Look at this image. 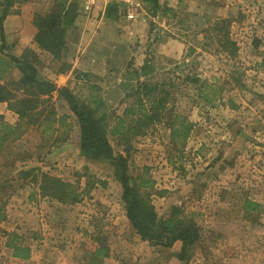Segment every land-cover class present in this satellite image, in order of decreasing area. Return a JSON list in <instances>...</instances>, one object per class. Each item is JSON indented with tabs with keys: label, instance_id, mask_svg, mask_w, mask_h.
<instances>
[{
	"label": "rangeland",
	"instance_id": "1",
	"mask_svg": "<svg viewBox=\"0 0 264 264\" xmlns=\"http://www.w3.org/2000/svg\"><path fill=\"white\" fill-rule=\"evenodd\" d=\"M60 1L73 0H27L13 6L24 21L25 37L36 31L34 14L46 15ZM159 3L156 15L144 8L132 22L84 16L77 9L75 24L86 30L80 48L73 46V59L84 66L93 54L99 60L95 70L75 72L77 81L69 88L80 101L103 97L108 127L116 117H124L128 131L112 138L111 145L115 154L127 156L134 182L147 181L140 192L149 196L158 217L166 218L173 206H181L199 225L202 241L191 250L188 264H264V73L257 67L264 58V0ZM223 20L237 46L234 58L217 43L216 27ZM9 24L10 31L16 28ZM15 34L9 38L12 46L17 44ZM100 36L107 48L99 52ZM113 50L117 68L107 58L106 51ZM145 62L152 67L147 74L140 70ZM231 74L241 85L232 82ZM13 77L18 79L17 70ZM202 82L223 88L222 100L214 107L203 106L198 98ZM107 93H120L119 102H112ZM160 96L166 98L164 109L150 124L142 117ZM51 103L57 102L52 98ZM127 109L136 110V115L124 114ZM182 120L191 130L184 147L175 148L169 142L170 124L176 121L178 126ZM40 143L31 129L18 146L35 152ZM47 151L52 153V148H42L39 158L13 170L0 164V208L6 217L0 221V264H87L96 247L94 238L104 239L113 249L104 260L108 264H183L176 258L180 243L171 249L152 247L129 228L109 161L84 166L71 153L68 161H54L57 157L45 155ZM170 155L175 167L167 163ZM32 169L73 184L79 193L88 192L75 205L58 204L40 195L31 176L19 173ZM246 199L261 205L256 218L243 214ZM10 233L29 247L30 261L11 258L5 246Z\"/></svg>",
	"mask_w": 264,
	"mask_h": 264
},
{
	"label": "trees",
	"instance_id": "2",
	"mask_svg": "<svg viewBox=\"0 0 264 264\" xmlns=\"http://www.w3.org/2000/svg\"><path fill=\"white\" fill-rule=\"evenodd\" d=\"M27 0H3L0 2V103H6L7 109L14 113L18 122L10 125L0 117V164L4 168L16 169L19 165L30 161L33 157L39 158L42 148L56 147L68 140L71 123L66 115L58 116L52 102L54 92L63 98L67 103L70 112L76 119L79 127V149L80 155L93 161L107 160L113 167L114 179L121 188V200L123 202L125 217L142 242L148 243L152 247L171 249L176 242H180V250L176 255L179 262L188 264L191 250L202 241V232L192 215H186L181 206H173L170 214L166 218H159L155 207L149 200L147 194H141V187L147 181L140 179L136 184L128 172V159L126 155L115 154L114 149L108 139V135H119L123 129L124 120L120 117L116 119V125L111 130L108 129V117L102 112L104 100L94 97L93 102L88 103L77 99L70 88H57L54 84L39 79L38 71L35 67L36 55L31 50H26L24 54L17 58L12 55H4L5 44L2 23L6 17L13 12V6L17 2ZM160 0H143L144 8L156 15L160 10ZM67 4V5H66ZM77 5L75 1L70 3L58 2L56 9L46 15L34 14L32 24L36 29L33 41L40 51L48 53L54 61L61 60V54L65 46L66 32L74 25L76 20ZM106 17H118L113 9L106 12ZM228 22L223 20L218 30L217 43H220L221 50L229 58H234L237 53L235 42L229 39ZM223 39V40H222ZM257 67L264 73V58L257 63ZM68 67L61 63L59 72L63 73ZM151 65L145 62L141 67V72L147 74L151 71ZM17 70L19 77H13ZM14 78V79H13ZM233 83L240 84L239 79L230 76ZM144 90L147 86L141 85ZM150 91V89L148 90ZM223 88L216 83L202 82L200 85L198 98L203 106L214 107L222 100ZM166 98L160 96L151 101V111L142 118L148 123L155 122L159 117V110H163ZM101 111V112H100ZM124 114L136 115V110L127 109ZM146 114V113H144ZM138 117L137 121L140 122ZM147 122V121H146ZM133 128V127H132ZM31 129L40 134V145L35 148V152L19 149L18 142ZM190 125L183 124L176 126V121L170 124V144L172 147H184L185 141L190 133ZM126 152V151H125ZM47 151L45 155L49 154ZM127 153V152H126ZM36 155V156H35ZM173 158L172 155L169 156ZM22 177L31 176V182L37 185L40 195L49 197L61 205H75L80 202L81 195L88 192L82 189L81 193L77 187L69 182H65L48 173L39 172L37 169L29 171H19ZM86 185L91 177H87ZM104 184V183H101ZM258 203L246 199L242 206L243 214L256 218L260 212ZM6 219L2 208H0V221ZM98 244L92 254L89 264H104L103 259L108 257L109 248L105 246L104 239L94 238ZM6 248L11 252V257L18 260H28L31 251L24 246L15 233H10L5 243Z\"/></svg>",
	"mask_w": 264,
	"mask_h": 264
},
{
	"label": "crops",
	"instance_id": "3",
	"mask_svg": "<svg viewBox=\"0 0 264 264\" xmlns=\"http://www.w3.org/2000/svg\"><path fill=\"white\" fill-rule=\"evenodd\" d=\"M81 18H84V17H80V19ZM9 23L15 24L16 28L12 29V31H10L9 27L11 26V24H9ZM2 26H3L4 39H5L3 54L4 55L8 54V55H12V56H15L17 58H20L26 50H31L36 55V58H37V61L35 63V67L38 71L39 79L46 80V81L54 84L57 88L67 87V86L69 87V85L75 83L77 80H75L74 76L72 77V75L75 74V72H85V70L89 71V68L92 70L93 69L95 70V68H96V67H94V65L96 64L95 62H97L99 60L98 55L93 54V56L94 57L97 56V58L96 59H94V57H93V59L90 58L89 64H86L85 66L82 64L78 65V63L75 62L73 59L74 53L76 52L74 50L73 46H74V44H76V48L77 49L80 48L78 46H80V41H82L84 39L86 26H79V23H76V24L74 23V25L66 32L65 46H64V49L62 51L60 61H54L48 53L40 51L38 49V47L36 46V44L33 41L34 35L36 33L35 30L34 31H33V29H32V31L30 30V32H28L29 33L28 36L25 37L24 33L26 31V28H25L24 21L23 22L19 21L18 16L14 13V11L6 17V19L2 23ZM8 28H9V30H8ZM14 32H16L15 35H16L17 44L12 46L9 43V38H10V36L13 35ZM99 39H100V42H99L100 47L98 48V50L100 52V51H104L107 48V45H106V43L103 44V42H102L103 37L102 36H100ZM92 43L95 44V42H92ZM0 45H1V40H0ZM106 52H107V58H111L113 63H114V66L116 67L117 63H118V59H119L117 54H116L117 51L113 50V51H106ZM45 60L47 63L45 62ZM60 62L66 64V66L68 67L63 73L59 72V69L61 66ZM56 63L59 66L58 67L56 66V69H55L53 66H55ZM70 90L72 91V89H70ZM72 92H73V94L75 93L74 91H72ZM110 94L109 93L106 94V97L108 99H109ZM118 95H119V97L116 100L117 103L120 100V93H118ZM52 98H53L54 102L55 101L57 102L56 105H54V108H55L57 115L58 116H62V115L68 116L69 117L68 121H69V123H71L72 127H71V131H70L68 140L61 145H58L56 147H51L52 153H50L49 156L54 157V158L57 157L56 159H53L54 161H56V160L59 161L62 159L68 161V160H70L69 158H71V157H69L68 154L71 153L73 156H76L79 159L83 160L84 166L85 165L88 166V162H94V161L89 160V159L80 155V149H79L80 131H79V127L77 125L75 117L70 112L69 107H68L67 103L64 101V99L59 97L56 94V92L53 93ZM98 98L103 99V97H101V96ZM103 100L105 102V99H103ZM105 106H106V104L103 106V109L105 108ZM103 109H102V112H104ZM0 117L3 118L4 122H6L7 124H10V125H15L18 122L17 116L7 109L6 103H0ZM120 117L124 120L123 129H120L119 135H113L110 133L111 138L108 135V139H109L110 143H111L112 138L116 139L117 137H122L124 132L128 131V127L126 125V121H125L123 116L116 117L115 120L117 118H120ZM115 125H116V122L114 123V125H112V126L110 125L108 127L110 132L115 127ZM34 132L38 133L36 130H34ZM39 137H40V134L38 133V138ZM39 140H40V138H39ZM66 152H68V153H66ZM119 153H121V152H119ZM167 163H168V165L175 167V162H174V160H172V158H169L167 160ZM125 221L127 224H129L126 218H125ZM129 228L132 230L131 227H129ZM83 235H86V234L83 233ZM176 243H180V242H176ZM95 244H96V247H98V244L97 243H95ZM96 247L93 249V251L89 255V259H88L87 264L90 263L92 254L95 251ZM112 252H113V249H110L108 257L111 256ZM10 256H11V254H10ZM12 259L18 263H23V262L30 261L31 255H30V258L28 260H25V261L14 259V258H12ZM105 259H103L104 264H108L107 261L105 263V261H104Z\"/></svg>",
	"mask_w": 264,
	"mask_h": 264
},
{
	"label": "built area",
	"instance_id": "4",
	"mask_svg": "<svg viewBox=\"0 0 264 264\" xmlns=\"http://www.w3.org/2000/svg\"><path fill=\"white\" fill-rule=\"evenodd\" d=\"M78 12L84 16H105L109 9H113L118 17L132 22L136 16L144 11L143 0H73Z\"/></svg>",
	"mask_w": 264,
	"mask_h": 264
},
{
	"label": "water",
	"instance_id": "5",
	"mask_svg": "<svg viewBox=\"0 0 264 264\" xmlns=\"http://www.w3.org/2000/svg\"><path fill=\"white\" fill-rule=\"evenodd\" d=\"M119 95L118 94H111L109 96V99L113 102H116V100L118 99Z\"/></svg>",
	"mask_w": 264,
	"mask_h": 264
}]
</instances>
